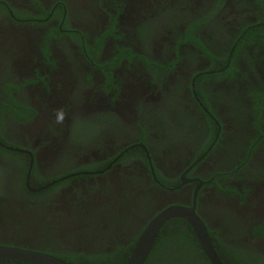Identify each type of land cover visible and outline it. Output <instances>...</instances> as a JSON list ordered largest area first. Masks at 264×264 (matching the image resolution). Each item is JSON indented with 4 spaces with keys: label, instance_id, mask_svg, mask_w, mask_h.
Returning a JSON list of instances; mask_svg holds the SVG:
<instances>
[{
    "label": "flooded vegetation",
    "instance_id": "obj_1",
    "mask_svg": "<svg viewBox=\"0 0 264 264\" xmlns=\"http://www.w3.org/2000/svg\"><path fill=\"white\" fill-rule=\"evenodd\" d=\"M0 173V247L264 264V0H0Z\"/></svg>",
    "mask_w": 264,
    "mask_h": 264
},
{
    "label": "water",
    "instance_id": "obj_2",
    "mask_svg": "<svg viewBox=\"0 0 264 264\" xmlns=\"http://www.w3.org/2000/svg\"><path fill=\"white\" fill-rule=\"evenodd\" d=\"M175 218L184 219L193 230L203 251L211 262L213 264H221L216 257L201 219L196 215L193 208L180 205L169 206L162 209L149 221L133 248L126 264H144L152 249L154 239L160 227H162L166 221ZM0 259L18 261L25 264H72L52 254L15 247H0Z\"/></svg>",
    "mask_w": 264,
    "mask_h": 264
},
{
    "label": "trees",
    "instance_id": "obj_3",
    "mask_svg": "<svg viewBox=\"0 0 264 264\" xmlns=\"http://www.w3.org/2000/svg\"><path fill=\"white\" fill-rule=\"evenodd\" d=\"M184 223L185 221L182 219H178V218L170 219L163 224V226L161 227L159 231V235H161V233L164 232V229L167 227H175L178 225L182 226V225H185ZM193 244L195 245V246L193 245L195 249L200 248V246L196 245L195 242H193ZM120 251L121 252L111 253V255L105 254V255H100L96 257H89L86 254L78 253V254L66 256V259H68V261L72 264H104V261H107V262L112 261L110 264H126L129 258V255L131 254L132 251L131 250L124 251L123 249H121ZM66 259H63V260H66ZM0 264H25V263L3 259V260H0Z\"/></svg>",
    "mask_w": 264,
    "mask_h": 264
},
{
    "label": "clouds",
    "instance_id": "obj_4",
    "mask_svg": "<svg viewBox=\"0 0 264 264\" xmlns=\"http://www.w3.org/2000/svg\"><path fill=\"white\" fill-rule=\"evenodd\" d=\"M63 119V114L62 113H58L57 114V121H61Z\"/></svg>",
    "mask_w": 264,
    "mask_h": 264
},
{
    "label": "rangeland",
    "instance_id": "obj_5",
    "mask_svg": "<svg viewBox=\"0 0 264 264\" xmlns=\"http://www.w3.org/2000/svg\"><path fill=\"white\" fill-rule=\"evenodd\" d=\"M0 178H1V173H0Z\"/></svg>",
    "mask_w": 264,
    "mask_h": 264
}]
</instances>
